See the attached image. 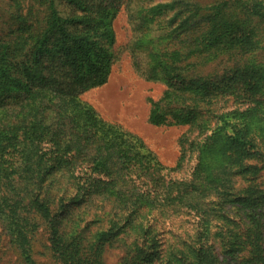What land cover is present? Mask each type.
I'll use <instances>...</instances> for the list:
<instances>
[{
	"label": "trees",
	"instance_id": "obj_1",
	"mask_svg": "<svg viewBox=\"0 0 264 264\" xmlns=\"http://www.w3.org/2000/svg\"><path fill=\"white\" fill-rule=\"evenodd\" d=\"M120 12L133 68L166 86L147 123L193 134L174 167L81 100L109 82ZM260 169L264 0L0 5V242L18 264H264V192L235 187ZM178 218L193 232L167 238Z\"/></svg>",
	"mask_w": 264,
	"mask_h": 264
},
{
	"label": "rangeland",
	"instance_id": "obj_2",
	"mask_svg": "<svg viewBox=\"0 0 264 264\" xmlns=\"http://www.w3.org/2000/svg\"><path fill=\"white\" fill-rule=\"evenodd\" d=\"M7 0H0L2 6ZM116 35L115 49L119 52V59L113 66L109 82L102 87L89 90L82 94L81 100L93 107L104 120L119 125L127 132L139 137L146 148L153 153L160 163L167 167H174L180 157V139L185 134L193 136L187 126L155 127L148 122L151 103L163 96L166 86L161 82H151L142 78L133 68L131 56L126 49L133 39L132 28L128 17L120 12L114 20ZM260 168V166H259ZM255 192H264V169L248 178H237L235 187L237 192L247 187ZM240 213L245 211L236 210ZM235 211V212H236ZM234 215L233 212H229ZM167 238L174 236L176 240L192 233L191 224L175 219L168 228H165ZM244 229L241 231L243 232ZM217 232V229H214ZM220 241V238H218ZM219 259L223 260V246L217 243ZM247 259L251 257L245 255ZM244 257V258H245ZM16 256L5 242H0V264H18ZM44 264H51L47 258H41ZM119 252L109 253L105 264H118Z\"/></svg>",
	"mask_w": 264,
	"mask_h": 264
}]
</instances>
